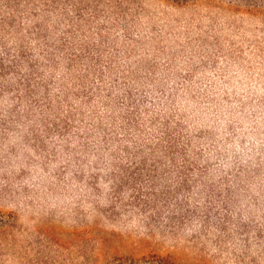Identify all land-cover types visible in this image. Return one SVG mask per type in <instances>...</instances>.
I'll return each instance as SVG.
<instances>
[{"label":"rangeland","instance_id":"obj_1","mask_svg":"<svg viewBox=\"0 0 264 264\" xmlns=\"http://www.w3.org/2000/svg\"><path fill=\"white\" fill-rule=\"evenodd\" d=\"M0 264H264V0H0Z\"/></svg>","mask_w":264,"mask_h":264}]
</instances>
